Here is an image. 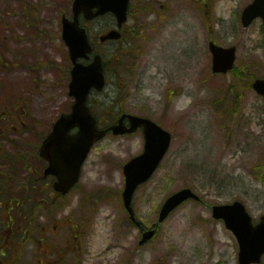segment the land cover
Returning <instances> with one entry per match:
<instances>
[{"label": "rangeland", "instance_id": "rangeland-1", "mask_svg": "<svg viewBox=\"0 0 264 264\" xmlns=\"http://www.w3.org/2000/svg\"><path fill=\"white\" fill-rule=\"evenodd\" d=\"M71 1L0 0V110L9 109V94L27 101L23 132L11 137L21 139L25 153L73 103L61 39V18L71 13ZM252 2L133 0L124 39L96 46L113 64L118 56L120 66L110 71L106 89L91 95L95 115L149 118L174 136L160 169L135 195L139 220L153 227L165 200L183 188H192L205 204L182 206L154 241L139 247L140 232L125 223L119 191L123 164L142 153L143 135H109L93 148L68 199L37 212L48 231L44 237L57 245L71 232L72 261L79 254L81 264H238V243L212 218L210 206L242 201L256 222L264 216V170L257 169L264 166V98L237 75L264 77L263 22L247 29L241 23ZM114 27V17L106 16L90 25L92 38L96 42ZM210 37L237 48L234 74L210 77ZM226 87L232 88L228 94ZM16 247L24 249L21 264H38L34 244Z\"/></svg>", "mask_w": 264, "mask_h": 264}, {"label": "water", "instance_id": "water-1", "mask_svg": "<svg viewBox=\"0 0 264 264\" xmlns=\"http://www.w3.org/2000/svg\"><path fill=\"white\" fill-rule=\"evenodd\" d=\"M131 0H75L73 4V20L63 17V40L69 48L70 59L73 63L71 71L72 81L69 95L75 99L70 114H63L53 127L41 147V156L49 161L46 171L48 175L58 178L55 189L64 195L68 194L77 184L80 172L92 146L101 140L108 132L114 135L135 133L144 128L145 151L124 166L125 190L123 199L131 219L138 225L132 208V201L136 190L147 183L160 163L166 156L172 141V136L156 123L135 116H123L118 124L105 130H98L97 121L88 106V97L92 89L102 91L106 85L103 59L96 55L93 62L85 65L80 59L89 60L94 48L91 44L86 28L80 25V15L84 14L87 21H92L108 13L115 15L118 28L121 29L128 20V7ZM258 17L264 20V0H255L243 13V24L247 28ZM121 39L117 30L110 31L100 37L101 42ZM213 54L212 71L215 74H226L234 67L236 49H223L210 44ZM253 89L264 96V79H257ZM129 120L130 127L125 124ZM79 128L77 134L71 131ZM200 201L191 189H183L170 196L163 205L157 225L163 223L177 208L189 200ZM213 216L217 220H224L226 227L233 231L240 244V264L260 263L264 255V217L258 225H254L252 218L241 202L232 205L213 207ZM155 236V231L143 235L141 245Z\"/></svg>", "mask_w": 264, "mask_h": 264}, {"label": "trees", "instance_id": "trees-1", "mask_svg": "<svg viewBox=\"0 0 264 264\" xmlns=\"http://www.w3.org/2000/svg\"><path fill=\"white\" fill-rule=\"evenodd\" d=\"M108 65V63H107ZM109 67V66H107ZM238 75V78H240V80L242 82H245V87L246 88H249L251 87V80H247V76L245 74H243V72L241 73L239 71V73H237ZM22 107L24 110H27V106H23V105H15L13 107V111L15 112V115L14 116H17V117H20V116H23V115H26L25 112L23 110H19V108ZM7 114V111L5 110L4 112L0 113V116H5ZM10 115H13L10 114ZM9 124V123H8ZM8 165H9V175H10V179L8 181V184L10 185L11 181L13 182L14 185V195H15V190L18 189L20 190V195H22L23 197V201L22 202H17V201H13L15 202L16 204H21L23 203L24 204H27L28 206H32L34 208V206L36 205V202H30L29 201V198L25 199V193L26 191L28 192L30 188V192L32 191L33 194H35L34 192V189H33V186L32 187H29L30 185V181L27 180V179H22L20 177H18V175H15L18 170L20 169H23V170H26L28 167L31 166V164L33 163V161L31 159H28L26 156H23L21 154H18V155H12L9 157L8 161H7ZM257 168L261 169L263 168L262 166H258ZM11 197V195H10ZM35 201V200H34ZM33 203V204H32Z\"/></svg>", "mask_w": 264, "mask_h": 264}, {"label": "flooded vegetation", "instance_id": "flooded-vegetation-1", "mask_svg": "<svg viewBox=\"0 0 264 264\" xmlns=\"http://www.w3.org/2000/svg\"><path fill=\"white\" fill-rule=\"evenodd\" d=\"M0 137H6V135L4 134H0ZM5 175L0 174V179H1V183H0V199L3 202L6 198V191H5ZM50 183V181H48ZM0 208L2 209V217L5 216L6 211H3V205L2 203H0ZM46 241L47 237H45ZM16 252V246L14 245V240L13 238H9L6 236H0V264H8V259L12 256H14V253ZM42 255H45V257H49V248L46 252L42 253ZM50 260H46V261H40V264H50Z\"/></svg>", "mask_w": 264, "mask_h": 264}]
</instances>
